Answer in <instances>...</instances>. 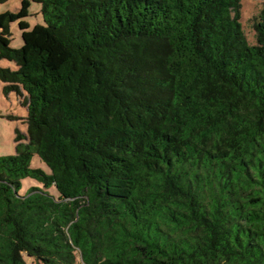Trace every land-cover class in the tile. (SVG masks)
I'll list each match as a JSON object with an SVG mask.
<instances>
[{"label": "trees", "instance_id": "obj_1", "mask_svg": "<svg viewBox=\"0 0 264 264\" xmlns=\"http://www.w3.org/2000/svg\"><path fill=\"white\" fill-rule=\"evenodd\" d=\"M241 18L240 0L0 14V82L27 110L0 157V264H264V1L253 45Z\"/></svg>", "mask_w": 264, "mask_h": 264}, {"label": "rangeland", "instance_id": "obj_2", "mask_svg": "<svg viewBox=\"0 0 264 264\" xmlns=\"http://www.w3.org/2000/svg\"><path fill=\"white\" fill-rule=\"evenodd\" d=\"M21 1L22 0H10L7 3L0 4V14L6 12L16 13L20 9ZM263 1L264 0H240L242 7V18L240 23L249 45L255 44L253 19L261 10ZM24 20L29 24L30 29L37 24L43 25L44 21L41 15L40 5L31 3L29 15ZM9 31L11 47L20 48L23 41L18 23H11ZM0 67L10 68L12 70L16 68L14 63L7 60H0ZM3 87L4 84L0 82V157L14 155V138L16 131L22 134H26L27 131L25 122L27 110L24 106H22L23 97H18L15 93L5 95ZM30 167L34 169H41L47 174L50 173L48 167L36 155L31 159ZM33 188L47 191L53 198L58 197L54 186L44 188L41 183L32 179H24L22 181L21 187L18 190V195L27 196L29 191ZM27 263L31 264L30 261ZM75 264L82 263L77 260Z\"/></svg>", "mask_w": 264, "mask_h": 264}, {"label": "built area", "instance_id": "obj_3", "mask_svg": "<svg viewBox=\"0 0 264 264\" xmlns=\"http://www.w3.org/2000/svg\"><path fill=\"white\" fill-rule=\"evenodd\" d=\"M78 261L80 262V259H78ZM81 263V262H80Z\"/></svg>", "mask_w": 264, "mask_h": 264}]
</instances>
